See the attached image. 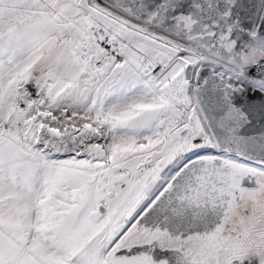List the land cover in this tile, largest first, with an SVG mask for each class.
<instances>
[{
    "label": "snow or ice",
    "instance_id": "snow-or-ice-1",
    "mask_svg": "<svg viewBox=\"0 0 264 264\" xmlns=\"http://www.w3.org/2000/svg\"><path fill=\"white\" fill-rule=\"evenodd\" d=\"M250 45L264 0H0V264H261L222 229L264 189Z\"/></svg>",
    "mask_w": 264,
    "mask_h": 264
},
{
    "label": "clouds",
    "instance_id": "clouds-1",
    "mask_svg": "<svg viewBox=\"0 0 264 264\" xmlns=\"http://www.w3.org/2000/svg\"><path fill=\"white\" fill-rule=\"evenodd\" d=\"M262 56L264 48L250 45L241 58L245 63H255ZM222 229L226 247L243 255L260 257L264 264V189L242 193L228 211ZM229 234H232L231 240L227 239Z\"/></svg>",
    "mask_w": 264,
    "mask_h": 264
},
{
    "label": "flooded vegetation",
    "instance_id": "flooded-vegetation-1",
    "mask_svg": "<svg viewBox=\"0 0 264 264\" xmlns=\"http://www.w3.org/2000/svg\"><path fill=\"white\" fill-rule=\"evenodd\" d=\"M256 127H261V125L258 123ZM245 264H249L248 261H245ZM251 264H259L258 258H252Z\"/></svg>",
    "mask_w": 264,
    "mask_h": 264
},
{
    "label": "rangeland",
    "instance_id": "rangeland-1",
    "mask_svg": "<svg viewBox=\"0 0 264 264\" xmlns=\"http://www.w3.org/2000/svg\"><path fill=\"white\" fill-rule=\"evenodd\" d=\"M246 24H249V25H250V24H251V22H250V21H247V22H246Z\"/></svg>",
    "mask_w": 264,
    "mask_h": 264
},
{
    "label": "water",
    "instance_id": "water-1",
    "mask_svg": "<svg viewBox=\"0 0 264 264\" xmlns=\"http://www.w3.org/2000/svg\"><path fill=\"white\" fill-rule=\"evenodd\" d=\"M250 134H256V133H250Z\"/></svg>",
    "mask_w": 264,
    "mask_h": 264
},
{
    "label": "bare ground",
    "instance_id": "bare-ground-1",
    "mask_svg": "<svg viewBox=\"0 0 264 264\" xmlns=\"http://www.w3.org/2000/svg\"><path fill=\"white\" fill-rule=\"evenodd\" d=\"M249 25V24H248ZM250 26V25H249Z\"/></svg>",
    "mask_w": 264,
    "mask_h": 264
}]
</instances>
